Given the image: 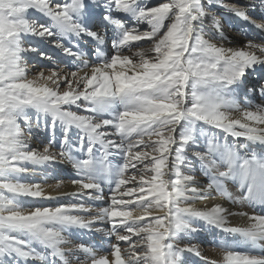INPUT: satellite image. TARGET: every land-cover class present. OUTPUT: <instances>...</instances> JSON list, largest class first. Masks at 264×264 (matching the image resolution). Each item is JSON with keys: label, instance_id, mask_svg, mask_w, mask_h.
<instances>
[{"label": "snow or ice", "instance_id": "obj_1", "mask_svg": "<svg viewBox=\"0 0 264 264\" xmlns=\"http://www.w3.org/2000/svg\"><path fill=\"white\" fill-rule=\"evenodd\" d=\"M211 6L264 33L250 14L264 19V0H0V264H189V255L264 264L254 254L264 253V104L249 98L264 96V41L245 33L243 46L226 47ZM141 41L149 46L124 54ZM29 58L51 67L29 78ZM64 164L77 177L73 192L53 196L30 182ZM59 195L78 199L21 202ZM215 196L252 213L192 203ZM237 215L246 226L228 227ZM199 222L238 236L217 242L219 261L182 244ZM241 244L248 251H236Z\"/></svg>", "mask_w": 264, "mask_h": 264}, {"label": "bare ground", "instance_id": "obj_2", "mask_svg": "<svg viewBox=\"0 0 264 264\" xmlns=\"http://www.w3.org/2000/svg\"><path fill=\"white\" fill-rule=\"evenodd\" d=\"M145 3H147L149 6H154L156 3L163 2V0H144ZM203 2L207 5V0H203ZM226 3H234L235 0H225ZM210 11H212L218 18L222 20V23L224 24V36L226 37V40L224 41V44L226 47H240L243 46L245 43V33L249 34L251 38H255L257 42L264 41V33L261 32L260 29L256 28L253 25H250L238 18H235L229 14H225L221 8L211 6ZM254 19L257 20L258 23H264V19L261 18L260 10L258 9L254 13H250ZM224 18H227V24L224 22ZM207 22V21H206ZM141 30L148 29V26L146 24L139 26ZM96 30V29H94ZM216 42V41H214ZM81 48L84 52L88 53L90 50L94 47L90 39L85 38L84 40L80 41ZM149 46V43L146 42H135V46L131 49V51L125 49L124 54L126 55H132L133 52L137 51L138 48H146ZM40 47L42 50L49 52L50 54L54 55L55 57L62 59L64 61V64H70L71 60L70 58L63 57V54L59 52L58 49H53L50 45L47 44H41ZM109 49H110V42H109ZM150 56L152 54H149ZM138 59V58H136ZM47 61L43 60H37L34 58H29L28 63L31 65V69L28 72L29 78H31L36 72H38L41 67H44V64ZM245 85L251 86L252 83H257L255 79V74L249 73L244 81ZM237 100L244 104V97L243 93L237 95ZM250 100L253 104H264V96H261L259 93H255L251 95ZM45 136H47V133H43L41 136V140H43L44 143H47V140L45 139ZM57 139H59V129H57ZM221 142H223L224 137H220ZM233 142H239L244 143L243 138H239L238 141L235 140V138L228 137V143ZM32 147H42V144H39L37 141H33ZM55 151H59V144L57 143L55 148ZM114 163L117 161H113ZM40 172L39 175H37L34 179H32L30 182H39L44 186L45 191L47 193H50L53 196H57L58 193H71L75 189L70 184V180L77 178L76 175L72 172L69 165H52L49 166L46 170L45 169H38ZM47 172V179H44V174ZM59 173V174H57ZM58 181H63V185L60 189H55L54 185ZM206 183V181H204ZM104 194L105 196L108 195V185L104 184ZM229 189L233 192L237 191L236 185L229 184ZM78 198L73 197L71 195H59L57 199H32V198H24L21 202L24 204V206L27 208L29 206H56L58 204H66L71 202H76ZM223 203L226 207H229L233 211H245L249 214L252 213V209L247 206H240V205H232L228 201L224 200L223 198L219 196H215L214 199L209 200H196L192 201V203L195 204L197 207H204L207 205L208 207H211L213 203ZM104 204L102 202H96L94 207H103ZM247 224V218L241 217V216H232L229 218L228 227H241L246 226ZM198 226L202 229L200 232L193 234L191 237H185L182 240L183 243H194L197 244L201 250L202 256L208 257L210 260H217L219 261L221 259V256L219 255L220 248L218 246V241L220 239H238V236H235V234H229L224 233L219 229L216 228H208L206 227L203 222H199ZM84 239H88V237H84ZM93 242L99 241L100 237L96 236L93 237ZM73 243H79L81 242L80 239H78L76 236L72 237ZM203 240H206V243H203ZM106 246V245H105ZM126 246L122 242V247ZM236 251H248V248L241 244L238 246ZM254 254H264L259 252V250H256ZM189 264H202L201 260L194 255H189Z\"/></svg>", "mask_w": 264, "mask_h": 264}, {"label": "rangeland", "instance_id": "obj_3", "mask_svg": "<svg viewBox=\"0 0 264 264\" xmlns=\"http://www.w3.org/2000/svg\"><path fill=\"white\" fill-rule=\"evenodd\" d=\"M221 10L225 13V14H227L225 11H224V9H222L221 8ZM224 22H225V24H227L226 22H227V18H224ZM145 30H148L147 28L145 29ZM67 63V62H66ZM65 63V64H66ZM44 67H51V64H49L48 62H46L45 64H44ZM73 111H76L77 109L75 108V107H73V109H72ZM42 136V135H41ZM57 174H59V173H57ZM203 243H206V240H203Z\"/></svg>", "mask_w": 264, "mask_h": 264}]
</instances>
